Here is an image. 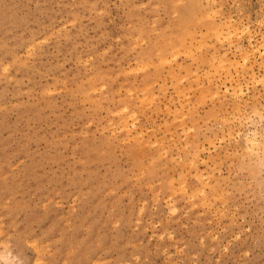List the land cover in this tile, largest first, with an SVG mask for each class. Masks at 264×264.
I'll return each instance as SVG.
<instances>
[{
	"label": "rangeland",
	"instance_id": "374dc122",
	"mask_svg": "<svg viewBox=\"0 0 264 264\" xmlns=\"http://www.w3.org/2000/svg\"><path fill=\"white\" fill-rule=\"evenodd\" d=\"M0 243L264 264V0H0Z\"/></svg>",
	"mask_w": 264,
	"mask_h": 264
},
{
	"label": "bare ground",
	"instance_id": "6f19581e",
	"mask_svg": "<svg viewBox=\"0 0 264 264\" xmlns=\"http://www.w3.org/2000/svg\"><path fill=\"white\" fill-rule=\"evenodd\" d=\"M190 12V11H189ZM183 13V12H182ZM187 14V11H186ZM184 15V13H183ZM181 22H179V24L176 26V30L173 32L172 36H169L171 38V40L169 39V44H164L163 47H158L157 50L163 51V53L165 52V54L171 53L173 56L175 54H177L176 52H178V49L176 51V48L178 46H184L185 45V38L187 34H193L194 33V28L195 26H197V21L195 20L194 16L187 14L183 20L180 19ZM173 29V28H172ZM171 32V33H172ZM218 32V31H217ZM170 33V34H171ZM168 35V34H167ZM210 35V34H209ZM167 37V36H166ZM219 37V36H218ZM167 42V41H166ZM160 45V43L158 44ZM162 45V44H161ZM182 48V47H181ZM175 52V53H174ZM174 53V54H173ZM248 53V52H247ZM151 54H149L150 57ZM247 57V56H246ZM160 59H163V57H160ZM146 64V63H145ZM139 66V65H138ZM153 96V95H152ZM128 127V125L126 126Z\"/></svg>",
	"mask_w": 264,
	"mask_h": 264
},
{
	"label": "clouds",
	"instance_id": "9594fccd",
	"mask_svg": "<svg viewBox=\"0 0 264 264\" xmlns=\"http://www.w3.org/2000/svg\"><path fill=\"white\" fill-rule=\"evenodd\" d=\"M0 264H25V261L10 244L0 243Z\"/></svg>",
	"mask_w": 264,
	"mask_h": 264
}]
</instances>
